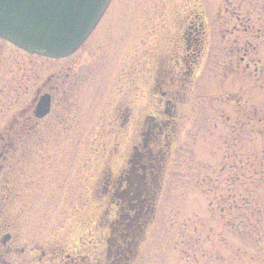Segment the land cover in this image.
I'll list each match as a JSON object with an SVG mask.
<instances>
[{
	"label": "rangeland",
	"instance_id": "1",
	"mask_svg": "<svg viewBox=\"0 0 264 264\" xmlns=\"http://www.w3.org/2000/svg\"><path fill=\"white\" fill-rule=\"evenodd\" d=\"M48 77L41 94L52 110L37 138L23 136L0 160L9 174L0 176V236H13L4 263L109 264L115 208L105 182L127 168L144 117L156 116L175 134L129 264H264V178L224 186L239 159L257 158L264 177V0H113L64 60L0 40V134ZM228 192L247 205L231 210Z\"/></svg>",
	"mask_w": 264,
	"mask_h": 264
},
{
	"label": "water",
	"instance_id": "2",
	"mask_svg": "<svg viewBox=\"0 0 264 264\" xmlns=\"http://www.w3.org/2000/svg\"><path fill=\"white\" fill-rule=\"evenodd\" d=\"M112 1L0 0V38L30 54L66 58L90 37ZM49 112L44 95L35 114L43 118Z\"/></svg>",
	"mask_w": 264,
	"mask_h": 264
},
{
	"label": "flooded vegetation",
	"instance_id": "3",
	"mask_svg": "<svg viewBox=\"0 0 264 264\" xmlns=\"http://www.w3.org/2000/svg\"><path fill=\"white\" fill-rule=\"evenodd\" d=\"M188 74L189 72L185 75L188 76ZM50 81L51 78L48 79V83ZM37 97L38 95L36 96L35 94V98ZM166 97L167 95L163 94L159 99L162 103L165 98L166 110H164V113L171 117L170 108L173 101ZM35 103L33 102V104ZM29 110L23 111L21 114L25 115ZM27 120L30 121L31 119L27 118ZM125 120H128V114L125 116ZM140 126L139 142L133 146V151L126 160L127 168L119 173L116 180L105 182L108 185L112 184L110 198L112 206L115 208L113 230L109 233L112 236L107 242L110 245L107 255L109 264H122L124 259L127 260V255L131 252L135 237L142 231L143 224L147 223L154 199L152 197L153 194L150 193L152 182L148 165L156 161V146H162L160 145L162 144V138L164 142L168 140V128L171 127V123L170 121L169 123L158 122L156 116H151L148 118L144 117ZM23 136L30 140L36 138L32 133L20 134L15 132L14 135H0V140H8V142L20 141ZM104 189L108 190L106 185H104ZM9 240H7V235L3 234L0 236V244L3 248H5L4 241L6 243ZM4 251H9V249L5 248ZM55 257L57 258L58 256ZM82 259L83 262L81 263L86 264L84 263L86 258L82 257ZM93 260H95V256H93Z\"/></svg>",
	"mask_w": 264,
	"mask_h": 264
},
{
	"label": "trees",
	"instance_id": "4",
	"mask_svg": "<svg viewBox=\"0 0 264 264\" xmlns=\"http://www.w3.org/2000/svg\"><path fill=\"white\" fill-rule=\"evenodd\" d=\"M251 130L253 131V133H256V131H254L255 129H251ZM248 132H250V130H248ZM248 132H247V134H248V138L250 140V139H252V136ZM38 134H39V132H38ZM9 148L11 151L16 150L13 146H10ZM251 150L252 149L250 148V151ZM24 151H26L24 154L28 155L30 149L29 150L24 149ZM253 154H254V151H253ZM235 162H236L235 164H232L228 167L229 170L227 172V180L225 181L226 185H224L225 188H227L228 190H231L234 184H238L239 182H242L243 179L245 181L249 180V181H254V182H259V183L263 180V178H264L263 176L259 177L261 175L260 171L262 170V165H260L257 158H254L253 160L239 159V160H235ZM223 168H225V165L223 167H221L220 171ZM1 173L3 174V170H0V176H1ZM8 183L10 186L12 185V182L8 181ZM1 189H2V186L0 185V200H2L4 198L2 196ZM229 192H228L227 198H225V195H222V198H224L223 202L225 200V203L229 205L231 210H235L237 212L242 207V205H247V202H245L244 199H241L240 201H236V197H234ZM240 197H242V196L240 195ZM242 198H244V197H242ZM218 199H220V198H218ZM240 204H242V205L240 206ZM222 207H221V212L224 213L225 209H222ZM231 229L233 230V227H231ZM9 252L10 251H6V252L2 253L1 256L9 254ZM3 260H5V259L0 257V264H7V263H4Z\"/></svg>",
	"mask_w": 264,
	"mask_h": 264
}]
</instances>
